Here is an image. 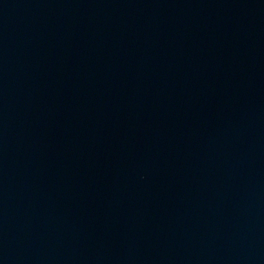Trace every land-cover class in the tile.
Instances as JSON below:
<instances>
[{
  "label": "water",
  "instance_id": "95a60500",
  "mask_svg": "<svg viewBox=\"0 0 264 264\" xmlns=\"http://www.w3.org/2000/svg\"><path fill=\"white\" fill-rule=\"evenodd\" d=\"M0 264H264V0H0Z\"/></svg>",
  "mask_w": 264,
  "mask_h": 264
}]
</instances>
